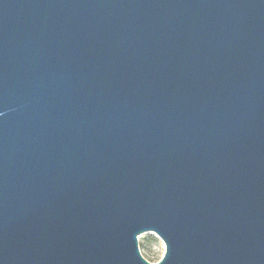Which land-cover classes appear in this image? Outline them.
Listing matches in <instances>:
<instances>
[{"label":"water","instance_id":"water-1","mask_svg":"<svg viewBox=\"0 0 264 264\" xmlns=\"http://www.w3.org/2000/svg\"><path fill=\"white\" fill-rule=\"evenodd\" d=\"M0 264H264V0H0Z\"/></svg>","mask_w":264,"mask_h":264},{"label":"rangeland","instance_id":"rangeland-1","mask_svg":"<svg viewBox=\"0 0 264 264\" xmlns=\"http://www.w3.org/2000/svg\"><path fill=\"white\" fill-rule=\"evenodd\" d=\"M137 237L142 256L152 263L159 261L164 253V244L160 238L151 231L143 232Z\"/></svg>","mask_w":264,"mask_h":264}]
</instances>
